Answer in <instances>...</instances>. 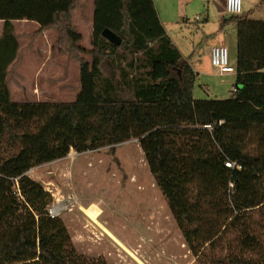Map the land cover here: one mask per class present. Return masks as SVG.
Wrapping results in <instances>:
<instances>
[{
    "label": "trees",
    "instance_id": "trees-1",
    "mask_svg": "<svg viewBox=\"0 0 264 264\" xmlns=\"http://www.w3.org/2000/svg\"><path fill=\"white\" fill-rule=\"evenodd\" d=\"M95 6L88 50L74 24L79 0H0V264H106L76 251L64 221L49 214L50 193L27 172L72 149L133 138L195 254L206 264H264V19L223 20L237 26L235 88L229 98L199 99L197 73L153 0ZM21 19L40 24L34 37L56 30L53 50L80 63L75 100H13Z\"/></svg>",
    "mask_w": 264,
    "mask_h": 264
},
{
    "label": "rangeland",
    "instance_id": "rangeland-1",
    "mask_svg": "<svg viewBox=\"0 0 264 264\" xmlns=\"http://www.w3.org/2000/svg\"><path fill=\"white\" fill-rule=\"evenodd\" d=\"M79 1L88 14L95 13V0ZM153 1L161 16L167 20L165 27L168 33L185 55L191 56L195 50V61L199 58L198 52H204L210 46L225 45L230 62L236 67V22L228 20L221 27V22L229 19L230 15L219 11L217 6V3L223 6L225 0ZM243 13L254 19L264 18V0H243ZM197 15L199 18H196ZM55 41L46 43L48 49L54 48ZM91 42L86 41L82 45L90 50ZM28 44L30 48L32 43ZM28 44L24 41L21 43L25 50ZM39 51H44V48H39ZM57 51L55 47L54 52ZM84 56L92 59L88 53H84ZM31 61L25 63L28 70H33L36 65L35 62L30 64ZM204 61L207 64L211 62L207 52ZM208 68L211 71L213 69L211 64ZM51 71L54 73L45 71L33 76L30 72L19 75L21 80H17L18 75L13 74L9 84L16 81L13 85L15 94L24 96L26 100L28 92L33 95L34 89V97L46 102L73 101L79 91L77 75L66 73L64 87L57 89L48 81L55 82L60 75H57L55 68ZM236 73L216 78L218 90L202 89L205 94L203 98H229L235 88L233 76ZM255 146V143L250 144L249 151H256ZM27 175L39 181L50 193L48 209H52L54 215L64 221L76 251L87 256L90 261L106 264L207 262L203 253L195 254L186 241L136 138L120 143L115 148L105 146L81 153L72 149L62 159L31 168ZM94 202L102 210L99 221L103 225L91 219L82 209Z\"/></svg>",
    "mask_w": 264,
    "mask_h": 264
},
{
    "label": "crops",
    "instance_id": "crops-1",
    "mask_svg": "<svg viewBox=\"0 0 264 264\" xmlns=\"http://www.w3.org/2000/svg\"><path fill=\"white\" fill-rule=\"evenodd\" d=\"M156 9L162 21V24L165 27L167 20L165 21L164 18L161 16L159 8L156 7ZM83 11L84 13H82ZM242 14L247 15L244 13ZM197 17H199V15H197L196 18ZM261 19H264V18H261ZM4 24H5L4 20L0 19V37L4 31ZM13 24H14L15 32L18 36L19 50L24 51L23 58L16 67V74L18 75L17 80H21L20 76L24 74H29V72L30 74H32V76L37 75V74H43L45 71L48 74L49 73L52 74L54 72H52L51 70L55 68L57 75H60V76L57 77L55 82L48 81V83L52 82L57 89L63 88L65 84V74L73 72L77 75L78 84L80 85V63L76 61L75 59L70 58L68 54H65L59 50L57 52H54L52 47L48 49V45L46 43L47 42L50 43L51 41L58 38V32L56 30H46L45 32H43V34L37 37H34V32L40 28V24L38 22L27 20V19H21V20H14ZM74 24L76 26V29L83 36V39L81 41L82 43H80L81 45L83 44V42L92 40L93 30H94V12H92V14L91 13L88 14L86 10L82 7V3L80 4V7L74 13ZM165 29L168 33V30L166 27ZM169 36L173 40L174 44L180 49L184 57L187 58L189 63L192 65L194 71L197 73V79H196V83L194 87L195 97L202 99L205 96V94L202 92V89L203 90L215 89V91H217L218 86L216 84V78L222 77V76H229L228 75L229 73L220 74L215 70L213 66H212L213 67L212 71L211 69L208 68V66L210 64L212 65V63L211 62H209V64L205 63L204 61L205 52H207L208 57H210V49L212 46H210L206 51L204 50V52L203 51L198 52L199 58L194 61L195 56L197 55L196 51L194 50L190 54L191 56L185 55L184 52L181 50L180 46L178 45V43L176 42V40L174 41L173 37L170 34ZM23 41L27 42V44L28 42L32 43V46L29 48L30 44H28L27 50L23 49L24 46L21 45ZM82 46L88 49L87 46L85 45H82ZM39 48L40 49L44 48V51H39ZM28 58L32 59L30 64H33L34 62L36 63L33 70H28V67L25 66L26 61L30 60ZM76 63L78 64V67L76 66ZM49 65H52V66H49ZM236 77H237V74L233 76V81L235 83H236ZM15 84H16V81L12 82L10 85L11 94H12V98L14 101H17V102H26V101L43 102L44 101V99L41 100V99H37L36 97H34L36 96L34 89H32L33 95H30V93L28 92V100H26L24 96H19L15 94L14 89H13V85ZM59 84H60V87H59ZM215 95L216 97H218L217 92L215 93ZM52 102H57V101H52Z\"/></svg>",
    "mask_w": 264,
    "mask_h": 264
},
{
    "label": "built area",
    "instance_id": "built-area-1",
    "mask_svg": "<svg viewBox=\"0 0 264 264\" xmlns=\"http://www.w3.org/2000/svg\"><path fill=\"white\" fill-rule=\"evenodd\" d=\"M223 12L230 16L240 15L243 13V0H225L223 5ZM199 18V17H197ZM210 57L212 66L220 74H227L237 72L229 59V51L225 45H215L210 49ZM211 128L210 125H207ZM49 214L54 217L52 209L49 210Z\"/></svg>",
    "mask_w": 264,
    "mask_h": 264
},
{
    "label": "bare ground",
    "instance_id": "bare-ground-1",
    "mask_svg": "<svg viewBox=\"0 0 264 264\" xmlns=\"http://www.w3.org/2000/svg\"><path fill=\"white\" fill-rule=\"evenodd\" d=\"M82 209L91 219H93L98 224L103 225L99 221V214L102 212V210L97 203L94 202L87 207L83 206ZM109 233L112 237L116 238V236L113 233H111V232H109Z\"/></svg>",
    "mask_w": 264,
    "mask_h": 264
},
{
    "label": "water",
    "instance_id": "water-1",
    "mask_svg": "<svg viewBox=\"0 0 264 264\" xmlns=\"http://www.w3.org/2000/svg\"><path fill=\"white\" fill-rule=\"evenodd\" d=\"M217 6H218L220 11H223L222 5L217 3ZM103 35H104L105 38H107L109 41H111L113 43H116V44H120L121 43V37L119 35H117L116 33H114L110 29H105L103 31ZM237 86L239 87L240 85H237Z\"/></svg>",
    "mask_w": 264,
    "mask_h": 264
}]
</instances>
